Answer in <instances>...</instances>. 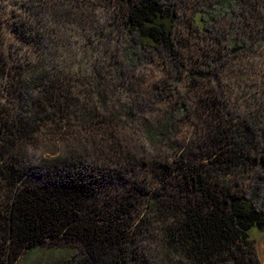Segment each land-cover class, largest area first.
Returning a JSON list of instances; mask_svg holds the SVG:
<instances>
[{
  "label": "trees",
  "instance_id": "1",
  "mask_svg": "<svg viewBox=\"0 0 264 264\" xmlns=\"http://www.w3.org/2000/svg\"><path fill=\"white\" fill-rule=\"evenodd\" d=\"M8 1L22 16L6 32L16 54L0 49V264H156L154 227L167 264H262L264 99L233 98L224 72L264 48V0H99V28L97 0ZM114 80L159 154L113 131ZM79 125L94 130L83 151ZM61 132L62 155L34 157ZM62 241L74 258L46 247Z\"/></svg>",
  "mask_w": 264,
  "mask_h": 264
},
{
  "label": "rangeland",
  "instance_id": "2",
  "mask_svg": "<svg viewBox=\"0 0 264 264\" xmlns=\"http://www.w3.org/2000/svg\"><path fill=\"white\" fill-rule=\"evenodd\" d=\"M3 8H4V16L2 19H0V49L2 50L4 48L5 50L9 49L10 50L9 52L11 53L13 52V55H15L16 54L15 51L17 50L18 45L14 44V42L12 41V36H7L6 32L10 28L13 22L12 16L16 13L17 18L19 19V15L22 13V11L20 12L17 6L16 7L13 6L12 2L8 0H0V12L2 11ZM92 8L93 9L90 11V14H92V17H94V20L97 23V25L95 24V26L99 28V25L102 24L103 21H105V19L110 14V11L108 8L100 7L99 0L93 3ZM186 26H187L186 24L185 26H181L182 28H184V32L185 30H187ZM93 41H95L94 46H97L99 42L98 34L92 33L91 36L86 40L85 47L89 49V46ZM87 53L89 54V56L85 57L87 62L90 63L91 61H93L92 63H97L99 61V60L97 61L96 59L99 56V52H92L91 50V52L88 51ZM154 68L155 67H149L148 69H151V71L146 73V76L148 77L147 80L149 81V83L150 81L152 82L154 80V77L158 76V73L154 72L153 70ZM233 70L235 71L238 70L239 75H240V71H242L246 76L244 79H242L245 82H243L242 80H240V82L234 80L232 77ZM80 71H82V68ZM95 71H98V69L96 68ZM224 75L226 78V82L231 86L230 94L233 96V98L237 99L239 93V97L243 100H246L247 102L251 99L253 100L256 99L259 100L261 98L264 99V93H263L264 92V48L261 51H259L257 55H250L248 57L241 59L239 62L235 64L233 68L225 71ZM144 76L145 74H143L141 78L145 80ZM246 80L249 81L247 82ZM145 82L143 83V85L145 84ZM117 83L118 82L114 80V82H112L111 84V87L113 89L111 91H108V93H104L102 95L107 97L109 96L108 102L110 106L107 111L110 110V112L107 114V117H109L112 113H113L112 116L114 115H118L119 117L122 116V120H120L118 125L116 122L114 123L115 129H113V131L118 135V138L122 140V142H124L127 147L135 148L136 151H138L141 156L146 154L149 156L150 155L155 156L159 154L158 153L159 148L155 149V146L149 144L145 139L143 125L147 123H145L144 117H148V116L143 115L141 112L138 113V111L135 110L134 111L135 117L133 119L135 123L129 122V120L126 117L127 114H125V110L123 108V106H125L126 104V102L124 101V92H123L124 90L121 87H117ZM92 97H93L92 99L95 102H98V96L95 97L92 96ZM154 108L155 107H152V109ZM143 109L144 111H148L149 110L148 105L143 106ZM138 114L140 116H138ZM149 123L153 124L154 122H149ZM77 128H79L81 135L77 133L76 141H74L75 144L73 147H77L78 143L81 141V145H79V147L80 149H82L81 151H83L86 149V146L87 148H89L90 146L85 143L86 141L84 142V138L88 137L89 135H93L94 130L86 131L84 128L80 129V125L77 126ZM63 133L64 132H61L57 135L51 133L49 135L46 134V136L39 137V141H38L39 146H37L36 151L35 150L33 151L34 157L36 158L39 157L41 160H45L49 158L50 155L53 154L62 155L64 152L63 137L64 136L67 137L66 133H64V136ZM61 138H63V142H61ZM118 188L120 191H122L121 187ZM140 210H142L143 212L144 211L143 207ZM152 232H153L152 239H154V242L152 244V247L154 249V250L152 249V253H153L152 255H154L156 259L154 261L156 264H167L166 261L168 260L163 259L164 256L161 254V248L158 247L159 245H161V242L159 236L157 235L158 232L156 227L152 228L150 233ZM259 235H260V240L263 239L264 231L259 232V234L255 235V245H257L258 243L256 239H258ZM46 247L47 249H55L52 252L58 250L54 255L58 254V256H61L62 259H64V257H66L67 259L72 257L74 258L75 255H77L80 250L77 245H72L71 243H66L64 241L56 242L55 244L48 245ZM29 259H30L29 257L28 259L22 258L18 261L17 264H60L61 263V261H54L53 259H48V258L34 259V260H29Z\"/></svg>",
  "mask_w": 264,
  "mask_h": 264
},
{
  "label": "water",
  "instance_id": "3",
  "mask_svg": "<svg viewBox=\"0 0 264 264\" xmlns=\"http://www.w3.org/2000/svg\"><path fill=\"white\" fill-rule=\"evenodd\" d=\"M256 241L258 242L256 245V248H257L259 259L261 263L264 264V238L260 240V235H259Z\"/></svg>",
  "mask_w": 264,
  "mask_h": 264
}]
</instances>
